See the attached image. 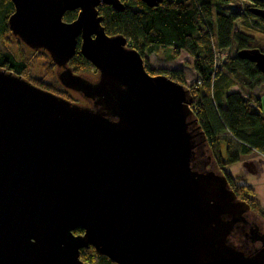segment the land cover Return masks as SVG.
Returning <instances> with one entry per match:
<instances>
[{
	"label": "water",
	"instance_id": "obj_1",
	"mask_svg": "<svg viewBox=\"0 0 264 264\" xmlns=\"http://www.w3.org/2000/svg\"><path fill=\"white\" fill-rule=\"evenodd\" d=\"M12 2L13 34L45 50L59 84L90 104L0 68V264H85L89 246L115 264H264L250 205L203 157L189 89L150 75L124 35L106 33L98 6L123 10L121 0ZM248 11L264 19V8ZM78 41L96 81L67 67ZM238 56L264 74V51ZM241 227L250 248L232 240Z\"/></svg>",
	"mask_w": 264,
	"mask_h": 264
},
{
	"label": "trees",
	"instance_id": "obj_2",
	"mask_svg": "<svg viewBox=\"0 0 264 264\" xmlns=\"http://www.w3.org/2000/svg\"><path fill=\"white\" fill-rule=\"evenodd\" d=\"M233 1L162 0L159 5L149 7L141 0H121L123 10L103 3L98 6L106 33L124 35L128 46L142 55L150 75H166L189 89L191 108L204 133L207 151L213 157L215 171L221 174H224L226 165L238 162L243 155L258 152L264 156V110L261 109L264 95L262 98L252 95L255 88L264 85V74L254 64L238 56L241 49L256 47L264 50V33L257 32L255 26L246 21V17L252 16L254 23H264V19L248 11L250 6L264 8V0H243L245 2L237 7H232ZM6 9H10L7 14ZM11 11L10 1L0 0V36L6 39L3 41L5 44L9 43L8 18ZM72 12H67L64 19L74 18L76 13ZM180 50L191 56V66L198 76L190 85L184 81L181 70L151 69L145 60V51L160 55L163 59H174L179 56ZM223 52L226 62L217 66V53ZM70 66L75 73L95 71L80 53L79 43ZM49 67L52 66L46 67L51 82H31L42 90L66 99ZM0 68L24 78L30 76L29 61L25 55H15L8 49L0 51ZM233 87L246 91L249 98L233 92ZM224 134L230 135L238 143L237 153H231V142L223 138ZM221 145L226 147L225 159L219 152ZM227 179L237 198L244 200L251 211L264 219L263 210L246 196L249 190L235 185L228 176ZM73 233L79 235L83 232L78 229ZM79 259L85 264H115L91 246L79 251Z\"/></svg>",
	"mask_w": 264,
	"mask_h": 264
},
{
	"label": "rangeland",
	"instance_id": "obj_3",
	"mask_svg": "<svg viewBox=\"0 0 264 264\" xmlns=\"http://www.w3.org/2000/svg\"><path fill=\"white\" fill-rule=\"evenodd\" d=\"M245 2L243 0H234L232 2V7H237V6H241L242 3ZM8 11L10 12V9H6V14L8 13ZM254 17L250 16V17H246V21L251 24L252 26H255V30L259 33H264V23H254L252 21ZM9 39V43L5 44L3 43L4 40H6L4 37L0 36V51H4L5 49H8L9 51L13 52L15 55H25V58L29 61V66H30V76H28V78H25L28 81H43L45 83H49L51 82V77L48 76V69L46 68L47 66L51 65L52 67H49L52 70V75L54 80L59 84L57 77L55 75V72L57 71L55 65H53L51 59L49 58L48 53L45 50L42 49H32L31 47H29L28 45H26L23 42H19L17 40V38L13 37L12 34L9 35L8 37ZM145 54V60L148 63L149 67H153L158 65L156 64L155 61V56L152 54H148L147 51L144 52ZM157 58H159L161 61H165L167 62L166 66L168 67H180L182 68L185 73H186V80L189 81L187 84L190 85L192 84L190 81H192L193 76H190V74H194L195 71L193 70L192 66H191V62L192 60L190 59V56H188L186 54V52H181V54H179V56H177V58L174 59H169V58H162V56L160 55H156ZM149 60H151L152 64L151 65L149 63ZM77 75L80 76H84V78H87V80H96L98 77V74L93 76L91 75V73L88 72H79L77 73ZM59 86L61 87V90L64 91V93L66 94V99L81 105V106H88L86 100L82 97L81 94L70 91V90H66L64 89L60 84ZM262 88L264 89V86H262ZM235 89V88H234ZM225 139L229 140V142H231L232 148H231V153H237L238 152V143L234 142L231 137H229L228 135H223ZM207 146H206V151H207ZM221 151L223 152L222 157L225 159L226 158V147L225 145H221ZM208 153V151H207ZM210 153V151H209ZM208 153V154H209ZM211 154V153H210ZM210 162H211V169L212 170H216V166L214 164V160L213 157L210 158ZM218 172V171H216ZM250 212H253L250 210ZM255 214V218L258 221V224H260V227L262 228V232L264 233V219L259 217V215L255 212H253Z\"/></svg>",
	"mask_w": 264,
	"mask_h": 264
},
{
	"label": "crops",
	"instance_id": "obj_4",
	"mask_svg": "<svg viewBox=\"0 0 264 264\" xmlns=\"http://www.w3.org/2000/svg\"><path fill=\"white\" fill-rule=\"evenodd\" d=\"M181 52L186 51L180 50L179 54H181ZM151 54L152 56H155L154 62L158 64L154 66L151 60H149V63L155 67H150L151 69L181 70L184 76V81L186 82V84L189 82L186 80V73L182 68L168 67L166 66L167 62L161 61L159 58H157L155 53ZM186 54L190 56L187 52ZM216 61L217 66H221L226 62V56L225 59L222 60L220 54L217 53ZM190 76H193L192 81H190L191 83L195 82L198 79L196 72L194 74H190ZM262 86L264 85H260L252 91V95L254 98H262V96L264 95V89L262 88ZM232 91L239 93L242 97L249 98V94L246 91L240 90L238 87H233ZM255 107L257 108V106ZM262 108L264 110L263 104H261V109ZM228 136L230 137V135ZM219 152L222 156L223 152L221 151V147L219 149ZM223 173H225L235 183V185L244 187L249 190L246 196L251 198L259 209H262V207L264 206V156L262 154L258 152H251L250 154L243 155L240 157L238 162L226 165L223 168Z\"/></svg>",
	"mask_w": 264,
	"mask_h": 264
},
{
	"label": "flooded vegetation",
	"instance_id": "obj_5",
	"mask_svg": "<svg viewBox=\"0 0 264 264\" xmlns=\"http://www.w3.org/2000/svg\"><path fill=\"white\" fill-rule=\"evenodd\" d=\"M10 1V4H11V7H12V11H11V13H10V15L15 11V6H14V4H13V2H12V0H9ZM71 11H73L72 13H76V16H77V11L76 10H68V11H66L65 13H64V15L67 13V12H71ZM63 15V16H64ZM76 16L74 17V18H72L71 20H66V19H64V17H63V20L64 21H72V20H74L75 18H76ZM9 26V25H8ZM9 29H10V27H9ZM10 34H12L13 35V37H15V38H17V40L19 41V42H22V40L18 37V36H16V35H14L13 34V32H12V30L10 29ZM80 41H78V43H79ZM264 51V50H263ZM71 60V59H70ZM54 65V64H53ZM56 67V66H55ZM67 67L68 68H70L71 70H72V72L74 73V74H77V73H75L74 71H73V68L70 66V61L68 62V64H67ZM56 69H57V71L55 72V75H56V77H57V75L60 73V71H61V69H59V68H57L56 67ZM95 69V68H94ZM81 72H88V73H91V75H93V76H95V75H97L98 74V71H81ZM79 73V72H78ZM84 77V76H83ZM87 79V78H86ZM97 80V79H96ZM96 80H94V81H96ZM89 81H92V80H89ZM86 102H87V104L89 105L90 104V102L89 101H87L86 100ZM204 150H205V153H204V158H206V157H210L209 156V154L207 153V151H206V147L204 148ZM247 220H249V221H251L252 223L251 224H253V227L251 228V225H250V229H252V230H255V231H257V229H256V227L258 228V231L259 232H261V233H263L262 232V228L260 227V224H258V221H257V219L255 218V214L253 213V212H250V213H248V215H247ZM237 236H236V238L235 239H232V240H237V239H239V241L241 242V244H245V246L246 247H248V248H250L251 247V245H250V243H249V241H245L244 240V234H248L250 237L252 236V235H250L249 234V231L247 230V228H245V227H241V229H240V231H238L237 232ZM251 234H257L256 232H252ZM264 234V233H263ZM257 244V243H256ZM259 245V244H258ZM86 249V248H85Z\"/></svg>",
	"mask_w": 264,
	"mask_h": 264
},
{
	"label": "built area",
	"instance_id": "obj_6",
	"mask_svg": "<svg viewBox=\"0 0 264 264\" xmlns=\"http://www.w3.org/2000/svg\"><path fill=\"white\" fill-rule=\"evenodd\" d=\"M220 56H221L222 60H224L225 59V56H226L225 55V52L221 53ZM262 210L264 212V206L262 207Z\"/></svg>",
	"mask_w": 264,
	"mask_h": 264
},
{
	"label": "bare ground",
	"instance_id": "obj_7",
	"mask_svg": "<svg viewBox=\"0 0 264 264\" xmlns=\"http://www.w3.org/2000/svg\"><path fill=\"white\" fill-rule=\"evenodd\" d=\"M200 83V82H199Z\"/></svg>",
	"mask_w": 264,
	"mask_h": 264
}]
</instances>
